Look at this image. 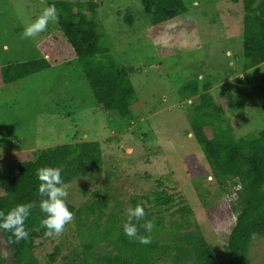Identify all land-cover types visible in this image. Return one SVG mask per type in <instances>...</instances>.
<instances>
[{"label":"rangeland","instance_id":"1","mask_svg":"<svg viewBox=\"0 0 264 264\" xmlns=\"http://www.w3.org/2000/svg\"><path fill=\"white\" fill-rule=\"evenodd\" d=\"M49 1L0 0V78L9 63L44 57L50 63L10 83L0 81V169L32 159L44 148L97 141L100 171L66 183L65 202L80 208L105 197L101 226L107 217L114 218L110 224L122 225L126 209L140 202L156 224L154 239L172 244L185 231L200 233L214 253V264H227L223 244L236 218L237 211L231 210L236 187L230 182L220 186L213 177L184 111L190 99L179 88L196 80L201 94L208 85L206 90L224 110L236 137L264 128V111L248 93L264 64L242 71L240 61L243 1L183 0L182 14L151 25L140 0H94L95 20L111 57L135 68L130 75L136 93L132 121L117 114L109 118L100 109L57 22L34 39L22 37L23 25L39 16ZM155 192L170 197V202L154 206L146 196L153 198ZM94 218L87 217L84 224ZM80 232L73 216L60 235L36 238L33 251L40 264L55 248L52 264L81 256ZM241 257L242 264H264V236L254 235ZM172 258L162 255L157 264L189 263Z\"/></svg>","mask_w":264,"mask_h":264},{"label":"trees","instance_id":"2","mask_svg":"<svg viewBox=\"0 0 264 264\" xmlns=\"http://www.w3.org/2000/svg\"><path fill=\"white\" fill-rule=\"evenodd\" d=\"M242 1L243 55L240 61L242 71H247L264 64V0ZM140 3L151 25L167 22L186 9L183 0H140ZM48 5H54L57 9L59 31L72 47L100 109L108 113L109 118L117 114L122 119L132 121L134 116L130 108L136 102V93L130 75L135 72V68L123 66L111 57L110 47L101 36L95 20L98 2L53 0ZM131 20V16H128V24ZM48 67L50 63L45 57L9 63L2 67L0 81L7 84ZM207 86H203L205 90L200 94V83L190 80L179 91L190 99L184 111L193 137L213 170V177L220 186L230 182L236 187L235 200L231 203V210L237 211L236 218L227 233L223 249L227 264H242L243 248L254 235L264 236V128L236 137L224 110L216 103L210 90H206ZM248 91L256 96L264 111V70ZM101 162L97 141H77L41 149L32 159L21 160L13 167L0 169V211L7 213L18 204L36 202V207L31 209L25 220V228L29 232L27 239L16 242L11 232H4L17 264H40L33 246L36 238L45 237V229L40 224L45 214L38 206L41 197L37 192L39 181L36 170L41 167H59L63 181L68 183L93 171L96 172L94 175L98 174ZM152 196L146 198L149 202L153 201L156 207L170 202V197L162 196V192H155ZM66 204L81 229L82 255L66 260L65 264H157L162 255H170L172 260L180 263L185 262L184 259H188V264L215 263L214 253L200 233L185 231L169 244L153 238L156 224L151 233L138 227L140 235L151 236V243L143 245L123 234L125 221L116 226L110 224L114 218L107 217L104 226L100 225L101 216L106 214L105 197L80 208L68 202ZM144 210V219L151 220V214L146 208ZM181 210L189 211L186 207ZM94 214L93 222L84 224L85 219ZM100 238L107 243L101 245ZM57 254L56 248L47 252L44 264H52ZM0 264H5L1 254Z\"/></svg>","mask_w":264,"mask_h":264},{"label":"clouds","instance_id":"3","mask_svg":"<svg viewBox=\"0 0 264 264\" xmlns=\"http://www.w3.org/2000/svg\"><path fill=\"white\" fill-rule=\"evenodd\" d=\"M58 18V12L54 5L45 7L39 16L23 25L21 35L23 38L34 39L38 34L44 32L50 23L57 22ZM36 178L39 181L37 192L41 197L38 206L40 211L45 214L40 221L41 226L45 229L44 235L58 236L73 218V213L65 202L68 185L63 181L59 167L38 168ZM34 207H36V202L33 201L18 204L7 213L0 211V233L11 232L16 242L27 239L29 232L25 228V220ZM126 217L122 226L123 234L140 244H150L151 236L140 235L138 232V227L143 228L146 233H151L154 228L152 220L144 219V207L141 204H136L134 207L129 206L126 209Z\"/></svg>","mask_w":264,"mask_h":264},{"label":"water","instance_id":"4","mask_svg":"<svg viewBox=\"0 0 264 264\" xmlns=\"http://www.w3.org/2000/svg\"><path fill=\"white\" fill-rule=\"evenodd\" d=\"M0 254L5 261V264H17L8 246L7 239L4 233H0Z\"/></svg>","mask_w":264,"mask_h":264}]
</instances>
